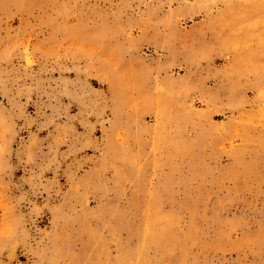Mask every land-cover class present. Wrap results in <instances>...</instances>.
Masks as SVG:
<instances>
[{
	"label": "rangeland",
	"instance_id": "1",
	"mask_svg": "<svg viewBox=\"0 0 264 264\" xmlns=\"http://www.w3.org/2000/svg\"><path fill=\"white\" fill-rule=\"evenodd\" d=\"M0 264H264V0H0Z\"/></svg>",
	"mask_w": 264,
	"mask_h": 264
}]
</instances>
